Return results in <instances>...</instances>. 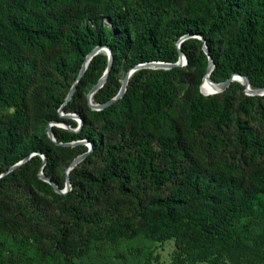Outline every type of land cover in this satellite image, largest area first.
Returning a JSON list of instances; mask_svg holds the SVG:
<instances>
[{
    "label": "trees",
    "instance_id": "16d2710c",
    "mask_svg": "<svg viewBox=\"0 0 264 264\" xmlns=\"http://www.w3.org/2000/svg\"><path fill=\"white\" fill-rule=\"evenodd\" d=\"M64 1L0 0V30L20 35L29 45L14 53L15 69L23 73L14 87L23 99L19 104L22 110L7 122L0 121V140L6 143L5 149L0 148V186L8 178L12 181L6 198L35 219L39 204L28 195V188L35 184L41 190L55 189L40 177L41 170L63 188L67 177H58L56 172L62 162L60 152L68 154L66 164L70 166L76 157L89 151L83 142L63 146L47 134L44 139L27 143L22 128L27 118L23 94L36 67L37 54L44 53L48 45L63 43L85 59L95 47L103 45L111 49L113 63L105 84L92 97L103 108L94 109L85 91L89 92L107 69L109 56L105 51L90 60L69 100L75 83L66 84L72 57L55 59V68L63 78L60 86L66 88V94L56 93L53 85L41 89L42 121L64 120L75 128L58 129L53 125L56 139L92 144V150L68 174L72 190L67 193L69 202L62 214L68 218L69 231L81 230L78 246L66 256L67 262L72 264L73 258L84 257L93 241L116 244L138 234L155 239L180 233L189 244L213 240L228 243L234 236L240 237L237 223L254 211L251 202L239 201L235 209L220 217L188 215L185 221L178 211L187 203L188 193L162 192L185 177L189 193H200L202 186L207 190L213 176L202 150L208 155L227 146L243 164L264 157V95L247 94L245 85L237 80L222 92L209 95L201 92L200 85L210 62L203 48L206 43L215 64L211 80L226 81L239 73L248 76L253 88L264 87V0H199L201 4L194 5L193 14L170 26L149 25L138 39L136 61L132 58L126 70L138 63H174L181 52L187 66L140 68L130 77L123 96L111 103L122 86L116 76L126 43L120 16L110 17L108 30L104 23L94 21L76 25L66 34L63 26L69 22L68 13L59 7ZM50 3L56 6L48 7ZM187 34L192 36L184 39L180 48L169 43V39ZM192 69L199 71L198 79ZM4 101L0 92V105ZM53 105L77 114L83 120L81 127L72 117L55 115ZM257 119L260 124L255 123ZM32 152L29 159L14 167ZM258 177L264 181V166L258 169ZM72 197L75 199L70 200ZM31 208L32 213L28 211Z\"/></svg>",
    "mask_w": 264,
    "mask_h": 264
},
{
    "label": "rangeland",
    "instance_id": "374dc122",
    "mask_svg": "<svg viewBox=\"0 0 264 264\" xmlns=\"http://www.w3.org/2000/svg\"><path fill=\"white\" fill-rule=\"evenodd\" d=\"M200 4L199 0H65L59 7H63L68 13L69 22L63 26L66 34L76 25L83 26L94 21L97 24L104 23L108 30L110 17L120 16V26L126 34V43L121 52V65L116 76L118 81L123 83L128 73L126 66L132 58L136 61V49L141 33L154 23L166 28L173 21L193 14L194 5ZM52 6L56 5L53 3L48 5V7ZM178 42L179 38L169 39L170 44L177 45ZM23 48L27 49L29 45L20 35L0 30V92L5 100L4 104L0 105V121L7 122L12 119L14 113L22 110L19 104L23 99L14 87L23 73L15 69L14 53ZM61 57L73 58L67 67L66 84H73L76 81L87 58L86 56L83 59L63 43L48 45L44 53L37 54L36 67L32 70L29 86L23 94L26 95L23 113L27 118L22 128L27 133V143L44 139V134L48 135L49 124L53 122H59L55 125L58 129H75L64 120L48 119L45 122L40 117L41 89H44L45 85H53L56 93L66 94V88L60 86L63 78L55 68V59ZM186 66L187 63L179 65L184 68ZM148 68L158 69V67ZM191 72L198 79L199 71L192 69ZM28 73L26 72L27 75ZM89 93L90 90L85 91L87 98ZM94 104L98 103L94 102ZM52 109L55 115L65 119L70 118L67 115L69 113L64 112L63 109L54 105ZM72 118L78 122L76 117ZM255 123L260 124V120L257 119ZM83 144L92 150L88 141H84ZM0 148H6V143L2 140H0ZM202 151L209 162L210 173L213 176V181L210 182L207 190L204 191L202 186L200 193L192 191L189 193V182L185 177L166 187L162 195L176 191L188 193V197L185 198L187 203L178 211V216L185 221H188V215L201 219L220 217L225 212L235 209L239 201L251 202L254 211L243 216L237 223L240 237L234 236L228 243L213 240L189 244L187 238L180 233H166L155 239L145 234H138L132 239H121L116 244L93 241L91 243L93 246L87 254L81 258H73L71 263L264 264V181L258 177V169L264 166V157L243 164L227 146L208 155L206 151ZM67 155L66 152H60L62 162L56 169L58 177L63 175L68 178ZM35 172L34 168L30 175L34 176ZM67 178L64 180V187L60 189L66 187ZM11 183V179L8 178L0 186V264H69L66 256L76 250L81 230L77 228L75 231H69L68 218L62 214V208L69 202L67 193L72 190V185L67 192H60L56 189L41 190L32 184L28 188V195L37 205L39 204V207L35 212L36 218L31 219L26 214V210L12 199L6 198L5 194L11 189ZM28 211L32 213L33 209Z\"/></svg>",
    "mask_w": 264,
    "mask_h": 264
},
{
    "label": "water",
    "instance_id": "95a60500",
    "mask_svg": "<svg viewBox=\"0 0 264 264\" xmlns=\"http://www.w3.org/2000/svg\"><path fill=\"white\" fill-rule=\"evenodd\" d=\"M192 35L190 34H187V35H184L182 38L179 39V42H178V47L180 48L181 46V43L184 39L188 38V37H191ZM201 39L204 40L205 42V39L200 36ZM203 48H204V51L209 55V67H208V71L206 73L205 76H210L215 64L213 62V58L211 57V55L209 54V49L206 45V43H204L203 45ZM102 51H105L108 56H109V65L107 67V69L105 70L104 74L102 75V77L98 80V82L92 87V89L90 90V93L88 95V98H89V102H90V105L94 108V109H101L104 107V105H101V104H94L93 102V95L95 94V92L101 88L106 80H107V77L110 73V69H111V66H112V63H113V55H112V51L111 49L108 47V46H103V45H99L97 47H95L88 55L87 57H90V60L93 58L94 55L98 54L99 52H102ZM184 63H187V58L186 56L183 54V52H181V56L179 58V60L177 62H174V63H171V62H163V61H153V62H148V63H140V64H137L136 66L132 67L127 75L125 76L124 80H123V83H122V86L118 92V94L112 98L110 100L109 103L113 102V101H116L117 99L121 98L123 96V94L126 92L127 90V85H128V82H129V79L131 77V75H133V73H135V71H137L138 69L140 68H143V67H158V68H166V69H170V68H173L175 66H179V65H182ZM88 66H83L82 70H81V73L80 75L78 76V78L76 79L75 83L72 85L70 91H69V94L67 96V100H69L71 98V96L73 95V93L75 92L76 90V86L77 84L79 83V81L81 80L82 76L84 75V73L86 72V69H87ZM240 78L243 79L240 80ZM233 80H237L239 82H241L243 85H245V90H246V93L249 94V95H264V87L263 88H253L251 86V83H250V80L248 78V76H245V75H241L239 73H235L233 74L232 77H230L229 79H227L226 81H221V82H216L214 80H212L215 85H216V89L214 90V92L212 94H216V93H219V92H222L229 84L231 81ZM201 92L203 94H205L203 91H202V88H201ZM207 95V94H205ZM68 116L70 117H76L77 121H78V128L81 127L82 123H83V120L75 113H69L67 114ZM59 122H57L58 124ZM52 124H49V127H48V135L57 143V144H64V145H76L78 143H82L84 142L85 140H77V141H73V142H67V143H62V142H59L54 133H53V130H52ZM90 143V142H89ZM90 145L92 146V144L90 143ZM91 151V150H89ZM88 151V152H89ZM88 152L84 153V154H81L79 155L78 157L75 158V160L71 163V165L69 166L68 170H67V175L69 174V171L75 167L81 160H83ZM33 154H31L29 157H27L26 159L22 160L20 163H17L14 167H17L19 165H21L25 160L29 159ZM47 159L46 157L44 156V164L46 163ZM40 177L46 181H48L49 183H51L54 188L57 190V191H60V192H67L69 187L71 186V182H70V179H69V176L67 178V185L64 189H60L59 186L57 184H55L50 177H48L43 169L41 170L40 172Z\"/></svg>",
    "mask_w": 264,
    "mask_h": 264
},
{
    "label": "bare ground",
    "instance_id": "6f19581e",
    "mask_svg": "<svg viewBox=\"0 0 264 264\" xmlns=\"http://www.w3.org/2000/svg\"><path fill=\"white\" fill-rule=\"evenodd\" d=\"M89 62H90V57H87L83 66H88ZM240 80L243 81L242 78H240ZM201 88H202V91L205 94L209 95V94H212L217 87H216L215 83L211 80L210 76H204ZM50 124H52V126L53 125H58L56 122H53V123H50Z\"/></svg>",
    "mask_w": 264,
    "mask_h": 264
}]
</instances>
